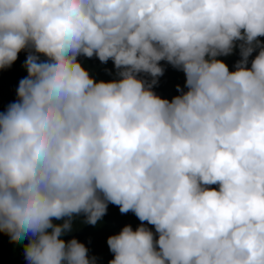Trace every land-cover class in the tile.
I'll return each instance as SVG.
<instances>
[{"label": "clouds", "instance_id": "obj_1", "mask_svg": "<svg viewBox=\"0 0 264 264\" xmlns=\"http://www.w3.org/2000/svg\"><path fill=\"white\" fill-rule=\"evenodd\" d=\"M260 37L264 0H0V70L28 53L0 111V233L27 264H97L63 237L111 203L141 223L108 236V264H264ZM161 61L186 77L171 100Z\"/></svg>", "mask_w": 264, "mask_h": 264}, {"label": "trees", "instance_id": "obj_2", "mask_svg": "<svg viewBox=\"0 0 264 264\" xmlns=\"http://www.w3.org/2000/svg\"><path fill=\"white\" fill-rule=\"evenodd\" d=\"M260 39L264 41V37H260ZM258 51L257 49L249 57V67L251 66V59L255 57ZM27 54L26 50H22L18 53V59L11 67L0 70V111H5L9 103L17 100L19 81L28 75L27 70L23 67ZM41 58L43 59V56ZM219 58L224 60L230 70L234 69L235 63L238 61L234 60L231 55ZM78 59L96 80L107 81L116 78V69L111 59L107 63H102L96 56L88 58L81 55ZM160 64L165 71L158 78V84L154 86L153 90L162 98L171 100L173 96L179 94L177 85L185 91L187 90L185 87L186 77L182 70L174 68L166 61H161ZM141 75L151 80L150 76ZM211 187L218 188V185H212ZM84 219L83 214L75 217L73 219V230L63 238L68 240L75 236L83 242L89 249L88 255L97 258V264H108V261L113 258L114 254L109 250L107 244L109 235L119 233L126 224H131L135 229L141 223L133 212L121 213L119 207L111 203L108 205L106 215L96 226L85 224ZM57 222L62 223V221ZM148 227L155 231L154 226L148 225ZM26 242L25 240L24 243ZM23 253V243L14 244L10 242L7 234L0 233V264H27Z\"/></svg>", "mask_w": 264, "mask_h": 264}, {"label": "rangeland", "instance_id": "obj_3", "mask_svg": "<svg viewBox=\"0 0 264 264\" xmlns=\"http://www.w3.org/2000/svg\"><path fill=\"white\" fill-rule=\"evenodd\" d=\"M231 57L234 60H239L240 59V54H239V48H236L234 52L231 54Z\"/></svg>", "mask_w": 264, "mask_h": 264}]
</instances>
